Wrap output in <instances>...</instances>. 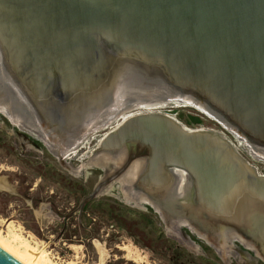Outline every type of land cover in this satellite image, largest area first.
<instances>
[{
    "label": "water",
    "instance_id": "water-1",
    "mask_svg": "<svg viewBox=\"0 0 264 264\" xmlns=\"http://www.w3.org/2000/svg\"><path fill=\"white\" fill-rule=\"evenodd\" d=\"M0 66L57 143L152 108L104 137L92 157L126 161H108L81 212L140 162L132 188L166 227L264 258V175L222 133L161 113L191 100L264 159V0H0ZM0 264L23 263L0 247Z\"/></svg>",
    "mask_w": 264,
    "mask_h": 264
},
{
    "label": "rangeland",
    "instance_id": "rangeland-1",
    "mask_svg": "<svg viewBox=\"0 0 264 264\" xmlns=\"http://www.w3.org/2000/svg\"><path fill=\"white\" fill-rule=\"evenodd\" d=\"M148 110L144 106H139L92 134L82 142L72 156L65 158L70 167L65 164L64 159L61 160L47 149L45 144L28 135L25 132L27 130L13 123L12 125L4 115L0 114V143L4 142L6 147L8 145L13 149L10 151L11 154H7L0 146V236L22 251L30 250L37 254L46 264H115L117 262L123 264H171V262L173 264H264L263 257L243 248L237 241L232 242L233 246L228 251H223L211 246L205 239L206 242L203 241L187 228H182L187 236L180 232L182 236L174 237L171 232L177 229L172 226L166 227L150 206L128 199L119 180L113 183L115 185L105 187L95 201L96 204L109 203L108 207L104 206L106 212L111 205V209L120 215L123 221L121 220L118 224L112 218L107 223L98 221L92 212L103 211V208L81 212V203L105 176L103 169L105 159L94 165L90 163L95 158L92 156L99 149L102 140L128 116ZM161 113L171 116L192 130L205 129L222 133L257 169V172L264 175V159H256L247 148L242 149L246 144L223 130L212 117L188 104L179 103H173L161 109ZM22 137L29 138L33 143H25ZM45 164L62 177L53 178L54 172L51 173V177L47 175L42 177V173L46 174L48 170L43 171ZM79 169H82V172ZM73 170H79L80 173H73ZM63 178L69 179L72 185L75 181L80 185L77 188L66 186L64 189ZM78 188H82L81 192ZM127 209L134 212H129ZM139 212L146 214L149 218L152 217L156 231L158 228L161 229L160 234L175 242L176 249L186 250L190 259L178 258L175 249L169 250L163 256L160 251L153 253L149 250L147 247L151 244L155 251L164 249L166 246H163L160 241L153 242L156 240V235L152 230L150 232H144L142 229L141 231L131 230L133 223L129 221L132 219L138 221ZM85 215L87 219L95 218L89 229H99V232L92 241L80 233V238L77 236L78 238L73 239L74 242H69L64 238L66 232L62 224L64 218L66 216L70 218V229L76 231L82 221L81 217ZM85 223L87 224L88 221ZM120 226H128V231ZM223 252L226 253L222 254Z\"/></svg>",
    "mask_w": 264,
    "mask_h": 264
},
{
    "label": "bare ground",
    "instance_id": "bare-ground-1",
    "mask_svg": "<svg viewBox=\"0 0 264 264\" xmlns=\"http://www.w3.org/2000/svg\"><path fill=\"white\" fill-rule=\"evenodd\" d=\"M6 77L4 76L2 72V68L0 66V114L5 115L8 117L9 120L13 122V124L18 125L22 127L23 129L27 130L30 134L35 135L39 140L42 141L43 144L55 155L61 158L66 157L69 155L72 150H74L76 147L80 145L82 142L81 139H70L66 142H58L51 138L45 131L44 127H42L39 123L38 120L36 119L35 115L33 114L32 111H30L29 107L25 103V101L20 97L19 93L16 92L9 84L8 80L5 79ZM120 100L118 99L116 102L117 104L115 107L111 108L108 112H106L104 115L101 117H98L97 120H94L89 127L87 128L86 133L90 132L92 129L96 130L99 127H102L103 125H106V119L112 114L118 112L120 110V107L122 108L123 106L127 107L125 105V101L123 102L125 98H127L126 95L119 96ZM128 97H131L135 100L140 98L139 94H130L128 93ZM155 100V99H154ZM152 101V97H150V100ZM184 104L192 105L195 106L196 108L200 109L201 111H205L203 107L200 105L197 106L192 101L184 100ZM206 112V111H205ZM208 113V112H207ZM100 119V120H99ZM262 155V154H261ZM124 154L117 155L116 157H109L107 155H102V156H97L94 159L91 160V165H94L95 163L101 161L102 159H106V163L104 165L107 166L108 161L115 163L116 165H120L121 162L124 160ZM263 156V155H262ZM100 167V166H99ZM103 167V168H104ZM80 171L82 169H79ZM79 170H73V173H80ZM143 170V164L140 162H136L133 164L131 169L119 179L123 185L124 193L128 196V199L134 200L136 203H142V205H149L150 207L153 208V206L150 204L149 199L139 195L134 191L132 188V185L136 179V177L139 175V173ZM82 172V171H81ZM104 190V189H103ZM102 190V192H103ZM155 208V207H154ZM153 208V209H154ZM155 209L158 210V207ZM185 222L183 221V225ZM169 226L174 227L177 230H174L171 232V235L174 237H180L182 236L180 234V231L178 228H176V224L170 222L168 224ZM193 232V231H192ZM196 234L199 238H201L203 241L206 240L205 237L199 236L196 232H193ZM1 235V234H0ZM205 239V240H204ZM207 241V240H206ZM205 241V242H206ZM209 242V241H208ZM208 244V243H207ZM211 244V243H210ZM245 247L248 249V244H245ZM0 247L5 249L8 253H10L13 257L18 259L20 262L23 264H46L43 259L39 258L37 254L31 252L30 250L27 251H22L20 248L15 247L12 245V243L7 242L6 240L3 239V237L0 236ZM221 250L228 251L230 247H225V246H219L215 247ZM220 250V251H221ZM249 250H252L249 248ZM226 252H223L224 254ZM257 256H260L259 253H257Z\"/></svg>",
    "mask_w": 264,
    "mask_h": 264
},
{
    "label": "trees",
    "instance_id": "trees-1",
    "mask_svg": "<svg viewBox=\"0 0 264 264\" xmlns=\"http://www.w3.org/2000/svg\"><path fill=\"white\" fill-rule=\"evenodd\" d=\"M0 146H1V148L4 151H6L7 154H11L10 151H12L13 149H11L8 145L6 147V144L4 142L0 143ZM46 169H48V170L46 171V174L42 173V175H41L42 177H45L46 175L51 177L52 176L51 175L52 172H54L53 173L54 174L53 178L56 177V178L59 179V178L62 177L59 174H57L54 169H52L50 166H46V164H45V168H44L43 171H45ZM62 183H64V185H63L64 189H66V186H72L74 188L75 187L77 188L80 185L76 181L74 182V185H72V182L69 179H65V178L62 179ZM77 184H78V186H76ZM78 189H79V192H81L82 188H78ZM107 204H109V203L105 202L103 204L102 203L96 204V201L94 200V201H91V202L87 203L85 208H84V210L85 211H88V210L90 211V210H93L95 208H99V209L103 208V211L102 210L101 211H97V213H94V212L91 211L93 213V215L97 217L98 221H101L103 223L110 222L112 219L115 220V222L117 224L121 220L123 221V218L120 215H118L113 209H111V205L109 207L108 212H106L104 206L108 207L109 205L107 206ZM127 211L134 212V211H132L130 209H127ZM139 213H140V215L138 216L139 218H137L138 221H134L133 219L131 221H129V222L133 223V224H131V227H130L131 230L141 231L140 229H142L144 232H150V230H152L155 233V235H156V240H153V242L160 241V242L163 243V246H166L164 249L155 251V250H153L154 248H153V245L151 244L150 246L147 247L149 250L153 251V253H158V251H160L161 252V256H163L164 254H167V252L169 250H172V249L174 250L175 249L176 250L175 253H178V258H182L183 259V257H186V258L190 259V257L187 255V251L186 250L176 249L175 248L176 247V243L175 242H172L171 240L165 238V236L160 234L159 231H161V229H159V228L157 229V231H158V234H157L156 227L154 225V220H153L152 217L149 218V216H147L146 214L141 213V212H139ZM110 214H112V216ZM86 215L81 217L82 221L79 223V229L77 228L78 231L77 230L76 231H72L70 229V224H69L70 218L68 216H66V218H64V221L62 223L63 224V228L66 231L65 235H64V238L67 239L69 242H74L73 239L75 237H77V236L80 238L81 237L80 233H82L83 236L85 235L86 238H88L89 241H92V239L95 238V235L99 232V229H93V228L89 229L90 225L93 224L95 218L87 219ZM147 219H149V220L147 221ZM86 221H88L87 224L85 223ZM132 226H134V227H132ZM120 227L124 228L125 230L128 229V226H126V227L120 226ZM131 237H132V235H131ZM115 264H123V263L117 262ZM171 264H173V263L171 262Z\"/></svg>",
    "mask_w": 264,
    "mask_h": 264
},
{
    "label": "flooded vegetation",
    "instance_id": "flooded-vegetation-1",
    "mask_svg": "<svg viewBox=\"0 0 264 264\" xmlns=\"http://www.w3.org/2000/svg\"><path fill=\"white\" fill-rule=\"evenodd\" d=\"M216 124H217L218 126L222 127V126L219 125L217 122H216ZM51 127H53V126H51ZM222 128H223V127H222ZM223 130H224V129H223ZM228 133H229V132H228ZM27 134L30 135V136H32V137H34L35 140H37V141L39 140V138H37L35 135L30 134L29 132H27ZM91 135H92V134H91ZM91 135H90V136H91ZM90 136H88V137H90ZM21 139H22L25 143H27V144H28V143H33V141L30 140L29 138H26V137L23 138V137H22ZM39 141H41V140H39ZM41 142H42V141H41ZM79 146H80V145H79ZM47 149H48V148H47ZM76 150H77V149H76ZM73 152H74V151L70 152L69 155H67L66 157L63 158L65 164H66L68 167H70V166L68 165V163H67V161H66L65 158L68 159V157H70V156H72V155L74 154ZM105 160H106V159H105ZM124 161H126V159H124ZM127 161H128V160H127ZM104 171H105V170H104ZM182 233L185 234L184 231H182ZM185 235H186V234H185ZM186 236H187V235H186ZM237 243H239V242H237ZM239 244H240V243H239ZM240 245H241V244H240ZM241 246L244 248L243 245H241ZM250 251H251V250H250ZM251 252H252V251H251ZM253 253H254V252H253Z\"/></svg>",
    "mask_w": 264,
    "mask_h": 264
}]
</instances>
